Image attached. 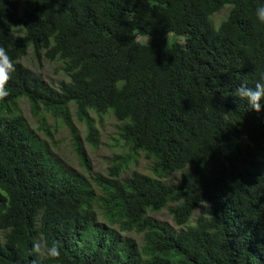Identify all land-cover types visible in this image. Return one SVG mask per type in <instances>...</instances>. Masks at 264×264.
Wrapping results in <instances>:
<instances>
[{"label":"trees","instance_id":"trees-1","mask_svg":"<svg viewBox=\"0 0 264 264\" xmlns=\"http://www.w3.org/2000/svg\"><path fill=\"white\" fill-rule=\"evenodd\" d=\"M260 3L0 0V48L14 65L0 97V264H264V109L233 94L264 73ZM30 52L68 80L35 75L22 63ZM22 101L47 137L67 128L85 166L75 118L96 147L93 115L114 116L129 153L93 183L65 170ZM141 154L151 173L122 177ZM165 209L180 229L150 216ZM133 232L140 246L124 237Z\"/></svg>","mask_w":264,"mask_h":264},{"label":"rangeland","instance_id":"rangeland-1","mask_svg":"<svg viewBox=\"0 0 264 264\" xmlns=\"http://www.w3.org/2000/svg\"><path fill=\"white\" fill-rule=\"evenodd\" d=\"M230 9V6H226L221 12H219L213 19V23L217 26L225 17ZM17 35H19L17 33ZM171 35L168 37L169 43H172L176 40ZM179 41H183V38H178ZM141 41L144 44H149L151 41L150 37H142ZM22 63L28 69H30L35 75L40 76L44 81L51 84L52 86H58L59 83L67 79V75L62 71L60 64L49 62L45 59L38 61L36 58L32 56L30 52L27 57L22 59ZM21 112L22 115L27 120L29 125V129L35 133L36 138L45 143L51 151L52 156L58 160L63 169L72 171L83 176L86 180L92 182V177L96 174L106 176L107 171L110 166L109 159L117 154H125L129 153L128 148H124L122 146L123 143L117 142L118 138V129L119 125L117 119L112 115H93L96 120V125L99 130V138L97 142V146L93 147L89 145L85 140L86 128L83 124H80L75 118V122L80 130V136L83 141V147L86 155L87 166L83 165L74 151L69 132L66 127H57V130L53 128L54 139L47 137L42 131L38 130V124L36 120L32 117L30 106L27 101L21 102ZM49 122L52 126H58L57 123L52 118H49ZM150 166L151 161L145 158L144 154L137 156V161L131 165V167L125 171L122 177H129L133 172L138 171L145 174H150ZM180 179V172L170 175L166 178L167 182H177ZM93 183V182H92ZM201 209H198L195 212V216L192 218L191 222H193L194 218L200 213ZM150 216L155 219L168 224L175 229H180V227L176 226L168 209L162 210L158 213H151ZM126 238L134 239L137 244L140 246L142 243V235L137 233H130L125 235Z\"/></svg>","mask_w":264,"mask_h":264},{"label":"clouds","instance_id":"clouds-1","mask_svg":"<svg viewBox=\"0 0 264 264\" xmlns=\"http://www.w3.org/2000/svg\"><path fill=\"white\" fill-rule=\"evenodd\" d=\"M254 20L256 23L264 25V0L255 7ZM14 70V65L9 59L5 49L0 48V97H6L9 93L5 88V83L9 79V73ZM234 96L246 101L251 110L257 113L264 109V73H261L252 85L242 82L234 89ZM38 250V247L34 245ZM50 258H57L60 252L55 244L47 249Z\"/></svg>","mask_w":264,"mask_h":264}]
</instances>
